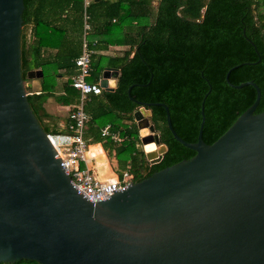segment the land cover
<instances>
[{
    "label": "water",
    "instance_id": "obj_1",
    "mask_svg": "<svg viewBox=\"0 0 264 264\" xmlns=\"http://www.w3.org/2000/svg\"><path fill=\"white\" fill-rule=\"evenodd\" d=\"M23 8V0H0V262L264 264V111L254 113L260 89L252 80H228L250 62L229 68L225 80L253 86L255 99L210 144L202 139L207 93L193 142L175 132L164 103L136 100L132 115L149 164L166 151L149 120L154 105L164 109L173 138L194 154L91 201L70 182L29 105L20 59ZM117 76V68L105 67L100 86L113 91L110 77ZM149 143L154 148L145 151Z\"/></svg>",
    "mask_w": 264,
    "mask_h": 264
},
{
    "label": "trees",
    "instance_id": "obj_2",
    "mask_svg": "<svg viewBox=\"0 0 264 264\" xmlns=\"http://www.w3.org/2000/svg\"><path fill=\"white\" fill-rule=\"evenodd\" d=\"M150 1L92 0L89 9L90 37L97 38L96 45L102 42L129 48L121 55L91 57L89 82L97 81L105 66L117 68L119 75L114 91L101 90L86 101L89 118L85 137L89 144L101 142L114 155L117 172L128 171L133 182L194 154L173 138L164 109L154 105L149 120L166 151L160 162L150 165L137 146L138 128L132 115L139 106L136 100L164 103L175 132L193 142L201 119V100L207 93L202 139L210 144L255 99L253 86L235 88L225 80L229 68L250 62L232 69L228 80L232 84L247 80L256 83L260 98L254 113L264 111V0H158L156 6ZM81 3L23 0L21 74L26 82L29 70L42 72V91L28 94L27 99L46 133L66 131L51 128L44 121L47 115L43 103L55 91L58 74L68 78L62 86L64 94L56 97L57 101L73 106L77 103L78 92L70 76L77 72L74 59L80 52ZM99 18L102 23L97 27L95 20ZM106 124L123 140L102 136L101 128ZM0 264L40 263L22 259Z\"/></svg>",
    "mask_w": 264,
    "mask_h": 264
},
{
    "label": "built area",
    "instance_id": "obj_3",
    "mask_svg": "<svg viewBox=\"0 0 264 264\" xmlns=\"http://www.w3.org/2000/svg\"><path fill=\"white\" fill-rule=\"evenodd\" d=\"M91 1L82 0L80 52L74 59L77 72L71 77V85L78 92L77 103L69 111L66 131L47 133V137L56 150L70 182L87 199L97 201L131 184L133 176L128 171H123L117 174L114 180H102L96 176L94 164L91 163L88 155L90 144L88 138L85 137V129L89 116L84 107L90 95L98 94L103 89L100 86V78L95 82L88 81L92 71L91 57L97 43L96 40L90 38L89 3ZM110 128V124L102 127L101 135L110 137L112 141H122L123 138L119 133L112 132Z\"/></svg>",
    "mask_w": 264,
    "mask_h": 264
},
{
    "label": "crops",
    "instance_id": "obj_4",
    "mask_svg": "<svg viewBox=\"0 0 264 264\" xmlns=\"http://www.w3.org/2000/svg\"><path fill=\"white\" fill-rule=\"evenodd\" d=\"M91 2L89 3V9H90ZM81 9H82V3H81ZM90 16H91V14H90ZM95 23H96L97 27L101 26L102 18L95 20ZM81 26H82V20H81ZM91 28H92V25H91ZM29 30H30V28H29ZM91 39L95 40L97 38H95V39L91 38ZM96 46H97V48H96ZM96 46H95V52H94L95 54L93 53V55L96 57H99V55H101V56L102 55L103 56L121 55L124 50L129 48L128 45H120V44L104 45V43H102V42H100V44H98ZM133 53H134V51L131 52L130 56H132ZM105 67H110V66H105ZM103 69L100 73V77L102 75ZM37 70H40V69H32L29 71H32L34 73ZM112 75H113V73H112ZM118 75H119V70H118ZM41 77H42V72L40 70L39 75L36 76L34 73L33 77L27 78L28 81H26V83L29 84L26 86L27 94L39 93L42 91ZM70 77H72V76H70ZM67 78H68V76H66L64 74H58V76L56 77V89H55V91L53 92L52 95L48 96L47 99L43 103V108H44V111L47 115L44 118V121L51 128H57L60 131L66 130L65 126H66V123L68 120V114H69L70 109L73 106L72 104H62V103L58 102L56 99V97L64 94L62 86H63V83L67 80ZM110 79H115V81H117V77L116 78L110 77ZM110 82H111V80H110ZM102 90H104V89H102ZM133 120H134V118H133ZM85 134H86V129H85ZM88 140H89V138H88ZM95 144H98L97 145L98 151L103 155L104 158H106V162H107L106 165H104L105 167H102V168H98L97 166L94 165V172H95L96 176L102 180H109V181L114 180L116 175L119 174L117 172V165L118 164L116 163V160L114 159V157H113V159L110 158V156H109L110 154L108 155V151L103 148L101 142L90 144V146L92 145L91 146L92 147L91 152L93 151V147H96ZM89 156H91L90 157L91 163L94 164V159L92 158V155H89Z\"/></svg>",
    "mask_w": 264,
    "mask_h": 264
},
{
    "label": "rangeland",
    "instance_id": "obj_5",
    "mask_svg": "<svg viewBox=\"0 0 264 264\" xmlns=\"http://www.w3.org/2000/svg\"><path fill=\"white\" fill-rule=\"evenodd\" d=\"M151 5L152 6H156L157 5V0H151ZM149 109H146L143 111V114L148 115L149 116ZM137 146H141V143H139ZM141 149L142 146L140 147ZM92 158L94 159V165L97 166L98 168H102L105 167L104 165H106V158L103 157V155L98 151V147H93V151L91 152ZM109 155V152H108ZM111 159H113L114 155L111 154L109 155Z\"/></svg>",
    "mask_w": 264,
    "mask_h": 264
},
{
    "label": "flooded vegetation",
    "instance_id": "obj_6",
    "mask_svg": "<svg viewBox=\"0 0 264 264\" xmlns=\"http://www.w3.org/2000/svg\"><path fill=\"white\" fill-rule=\"evenodd\" d=\"M156 130V129H155ZM155 133H157V135H158V137H159V133H158V131L156 130L155 131ZM161 144H163L162 142H160V137H159V142H158V144H157V147L159 146V145H161ZM164 154V153H163ZM158 155H159V153H158ZM162 159H160V160H158V161H156V162H154V163H152V164H150V165H153V164H156V163H158V162H160Z\"/></svg>",
    "mask_w": 264,
    "mask_h": 264
},
{
    "label": "clouds",
    "instance_id": "obj_7",
    "mask_svg": "<svg viewBox=\"0 0 264 264\" xmlns=\"http://www.w3.org/2000/svg\"><path fill=\"white\" fill-rule=\"evenodd\" d=\"M153 147H154V145L151 144V143H149V144H147V145H144V150H145V151H148V150H151Z\"/></svg>",
    "mask_w": 264,
    "mask_h": 264
},
{
    "label": "bare ground",
    "instance_id": "obj_8",
    "mask_svg": "<svg viewBox=\"0 0 264 264\" xmlns=\"http://www.w3.org/2000/svg\"><path fill=\"white\" fill-rule=\"evenodd\" d=\"M151 144H152V143H151ZM153 145H154V144H153ZM91 146H92V145H91ZM91 146L89 147L88 155H91V149H92ZM153 148H154V147H153ZM153 148H152V149H153ZM152 149H151V150H152ZM151 150H148V151H151ZM90 157H91V156H90Z\"/></svg>",
    "mask_w": 264,
    "mask_h": 264
}]
</instances>
